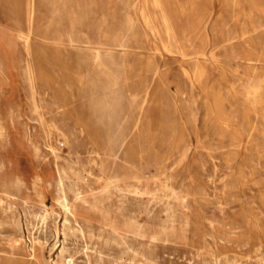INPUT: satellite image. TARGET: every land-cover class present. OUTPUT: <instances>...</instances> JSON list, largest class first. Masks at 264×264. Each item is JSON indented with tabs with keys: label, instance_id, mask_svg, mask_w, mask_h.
Masks as SVG:
<instances>
[{
	"label": "rangeland",
	"instance_id": "obj_1",
	"mask_svg": "<svg viewBox=\"0 0 264 264\" xmlns=\"http://www.w3.org/2000/svg\"><path fill=\"white\" fill-rule=\"evenodd\" d=\"M263 9L0 0V264H264Z\"/></svg>",
	"mask_w": 264,
	"mask_h": 264
},
{
	"label": "bare ground",
	"instance_id": "obj_2",
	"mask_svg": "<svg viewBox=\"0 0 264 264\" xmlns=\"http://www.w3.org/2000/svg\"><path fill=\"white\" fill-rule=\"evenodd\" d=\"M151 1V0H150ZM155 4V3H154ZM264 10V9H263ZM190 29L192 30V32L193 33H198V34H196V36H201V34H200V32L201 31H199V32H195V31H197L198 29H199V24H198V22H197V20L195 19L194 21H192V22H190ZM194 29V30H193ZM29 32V31H28ZM29 35V34H28ZM259 74V73H258ZM254 80V79H253ZM259 83H258V86H255V90L256 91H264V79H262V78H259ZM249 82H250V80H249ZM244 84V83H243ZM191 92V91H190ZM262 94V93H261ZM115 97V96H114ZM223 98V97H222ZM262 98V97H261ZM235 100V99H234ZM237 100V99H236ZM232 102V101H231ZM225 104V103H224ZM264 104V103H263ZM102 106L103 107H105V104H104V102L102 103ZM236 107V106H235ZM223 108V107H222ZM236 109V108H235ZM257 109V108H256ZM111 110V109H110ZM237 110V109H236ZM108 116V115H107ZM111 116H113V115H111ZM114 119V118H113ZM113 121V120H112ZM112 136V135H111ZM115 138V137H114ZM230 158H232V157H230ZM254 159V158H253ZM74 170V169H73ZM245 172V171H244ZM207 174V173H206ZM215 177V176H214ZM122 178V177H121ZM210 178V177H209ZM143 179V178H142ZM102 180V179H101ZM166 181V180H165ZM61 188V187H60ZM59 188V189H60ZM62 189V188H61ZM264 189V188H263ZM61 192V191H60ZM64 199H65V197H64ZM63 199V200H64ZM62 200V199H61ZM65 201H66V199H65ZM126 202V201H125ZM114 203V202H113ZM120 205V204H119ZM260 207V206H259ZM142 210V209H141ZM263 210V209H262ZM144 211V210H143ZM72 212V211H71ZM46 215V214H45ZM46 217V216H45ZM65 217V216H64ZM52 219V218H51ZM75 219V218H74ZM79 222V221H78ZM107 222V221H106ZM53 223V222H52ZM111 225H112V223H111ZM77 229V228H76ZM75 229V230H76ZM68 230V229H67ZM139 230V229H138ZM71 234V233H70ZM113 234V233H112ZM70 236V235H69ZM73 236V235H72ZM74 237V236H73ZM244 240V239H243ZM44 246V245H43ZM129 247V246H128ZM214 247V246H213ZM119 248V247H118ZM121 248V247H120ZM237 248V247H236ZM72 249V248H71ZM112 253V252H111ZM99 256V255H98ZM85 259V258H84ZM121 260V259H120ZM124 260V259H123ZM128 263V262H127Z\"/></svg>",
	"mask_w": 264,
	"mask_h": 264
},
{
	"label": "crops",
	"instance_id": "obj_3",
	"mask_svg": "<svg viewBox=\"0 0 264 264\" xmlns=\"http://www.w3.org/2000/svg\"><path fill=\"white\" fill-rule=\"evenodd\" d=\"M199 30H200V29H199ZM200 31H201V30H200ZM205 33H206V32H205ZM205 33H204V34H205ZM200 34H201V35H203V33H202V32H201Z\"/></svg>",
	"mask_w": 264,
	"mask_h": 264
}]
</instances>
